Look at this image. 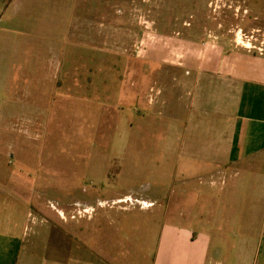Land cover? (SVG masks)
I'll return each mask as SVG.
<instances>
[{"label":"rangeland","instance_id":"obj_1","mask_svg":"<svg viewBox=\"0 0 264 264\" xmlns=\"http://www.w3.org/2000/svg\"><path fill=\"white\" fill-rule=\"evenodd\" d=\"M57 1L49 2L46 17L34 13L33 29L20 34L19 57L39 67L1 73L47 78L48 64L55 85L50 78L36 85V124L29 126L22 115H28L34 97L26 98L19 84L16 93H9L0 82V108L16 114L0 128V237H45L50 224L63 223L58 209L89 205L97 212L94 222L78 219L92 217L94 209H89L76 212V219L69 215L63 224L93 226L88 236L93 247L95 223L97 228L127 222L140 237L154 214L140 250L145 260L127 254L135 264H149L160 222L190 228L196 225L195 213L189 195L183 207L167 214L140 212L136 205L147 204L136 198L158 190L179 196L226 187L219 179L213 184L210 178L199 179L189 164L188 169L177 166V146L192 118L190 97L179 90V81L198 78L197 72L213 61L264 60V0ZM41 23L46 24L43 34ZM66 24L65 32L59 25ZM91 26L95 31L107 26L111 34L92 42L86 37ZM245 66L242 71L252 70ZM75 235L71 239L77 245L81 236Z\"/></svg>","mask_w":264,"mask_h":264},{"label":"crops","instance_id":"obj_2","mask_svg":"<svg viewBox=\"0 0 264 264\" xmlns=\"http://www.w3.org/2000/svg\"><path fill=\"white\" fill-rule=\"evenodd\" d=\"M49 2L51 0H0V38L5 39L0 46V52H3L0 82L6 85L9 93H16L15 85L19 84L24 86L26 98L34 97L33 105L29 104V116L19 114L25 117L24 123L29 126L36 124L32 118L37 114L36 85L48 82L49 78V83L55 85L51 66L46 65L49 74L41 79L34 75L17 77L13 71L3 76L1 73L11 67H39L38 63L19 57V38L21 33L33 29L31 17L34 13L46 17ZM67 2L57 1L61 4ZM41 25L40 32L37 28L39 34L46 29L45 23ZM59 28H65V32L69 29L67 24L59 25ZM82 29L85 34V28ZM106 29L104 26L95 31L91 26L86 29V37H91L94 42L101 35L111 34V29ZM6 40L11 45L9 50ZM244 64L251 65L252 70L242 71ZM58 65L62 67L60 62ZM207 65V70L197 72L198 78L186 77L178 84L179 90L187 91L185 93L190 97L192 118L183 141L177 146V166L188 169L190 165V172L199 179L210 178L212 184L219 179L226 187L221 191L206 189L204 193L193 190L191 194L185 192L179 196L174 190L171 194L158 190L136 198L147 204L145 207L136 205L140 212L161 211L167 214L171 208L178 210L183 207L189 195L191 215L195 213L196 225L190 228L169 220L160 222L159 219L156 252L149 264H264V71H261L264 60L226 59ZM15 115V110L8 113L5 107L2 108L0 128L6 126V117ZM114 201L121 202L122 199ZM136 206L128 211L135 210ZM89 209H94L92 217L78 219H87L91 224L97 215L92 206L69 205L57 211L66 223L69 215L76 219L72 217L76 212ZM151 216L145 222L144 233L140 237H136L135 228L127 222H113L108 227L99 225L97 228L95 223L93 247L88 242L93 226L78 223L71 226L50 224L45 237L38 234L20 240L3 236L0 237V264H135L127 254L137 253L145 260L140 250L148 242L146 229L155 223V215ZM75 232L81 236L77 245L71 239L76 236Z\"/></svg>","mask_w":264,"mask_h":264},{"label":"bare ground","instance_id":"obj_3","mask_svg":"<svg viewBox=\"0 0 264 264\" xmlns=\"http://www.w3.org/2000/svg\"><path fill=\"white\" fill-rule=\"evenodd\" d=\"M241 45H245L246 47H249V45L246 42H244V41H241Z\"/></svg>","mask_w":264,"mask_h":264}]
</instances>
